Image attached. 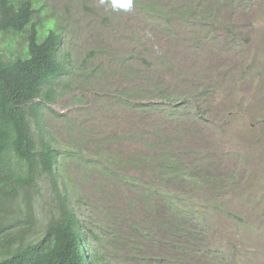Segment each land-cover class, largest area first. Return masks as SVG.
I'll use <instances>...</instances> for the list:
<instances>
[{
	"label": "rangeland",
	"instance_id": "1",
	"mask_svg": "<svg viewBox=\"0 0 264 264\" xmlns=\"http://www.w3.org/2000/svg\"><path fill=\"white\" fill-rule=\"evenodd\" d=\"M32 2L70 55L41 126L103 263L264 264V0ZM161 152L183 175L161 178ZM52 186L41 175L3 207L0 260L44 236Z\"/></svg>",
	"mask_w": 264,
	"mask_h": 264
},
{
	"label": "trees",
	"instance_id": "2",
	"mask_svg": "<svg viewBox=\"0 0 264 264\" xmlns=\"http://www.w3.org/2000/svg\"><path fill=\"white\" fill-rule=\"evenodd\" d=\"M148 9L152 10V5ZM34 14L32 0H0V39H7L5 45L0 41V220L3 207L15 200L22 189L36 186L41 175L53 182L57 213L44 236L35 243L19 240L13 246L8 243L11 235L5 233L3 239L10 245L6 253L9 256L0 260V264H104L91 244L90 235L96 234L86 229L69 195L61 192L60 152L41 126L43 102L51 101V86L67 72L70 55H60V34L54 26L36 25ZM16 36L23 37L24 45L14 51ZM31 119L37 125L38 139ZM159 156L161 178L183 175L178 164L172 167L175 162L165 153ZM173 200L169 197L167 203L174 210L177 202ZM31 210L28 206L23 213L29 215ZM169 223L162 227L173 231L175 219L171 218ZM182 225L180 233L184 229L194 230L193 224Z\"/></svg>",
	"mask_w": 264,
	"mask_h": 264
},
{
	"label": "clouds",
	"instance_id": "3",
	"mask_svg": "<svg viewBox=\"0 0 264 264\" xmlns=\"http://www.w3.org/2000/svg\"><path fill=\"white\" fill-rule=\"evenodd\" d=\"M100 2L103 4L105 3V0H100ZM135 0H110V6L114 10H125V11H131L134 7Z\"/></svg>",
	"mask_w": 264,
	"mask_h": 264
},
{
	"label": "bare ground",
	"instance_id": "4",
	"mask_svg": "<svg viewBox=\"0 0 264 264\" xmlns=\"http://www.w3.org/2000/svg\"><path fill=\"white\" fill-rule=\"evenodd\" d=\"M102 258V257H101Z\"/></svg>",
	"mask_w": 264,
	"mask_h": 264
}]
</instances>
